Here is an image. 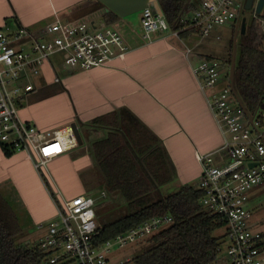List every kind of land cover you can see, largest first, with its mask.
I'll return each mask as SVG.
<instances>
[{
  "label": "built area",
  "instance_id": "1",
  "mask_svg": "<svg viewBox=\"0 0 264 264\" xmlns=\"http://www.w3.org/2000/svg\"><path fill=\"white\" fill-rule=\"evenodd\" d=\"M246 1L199 0L183 18V30L204 36L218 24L234 26L240 23L242 11L247 9ZM258 2L252 0L250 9L264 33V16L259 14L261 10L256 11ZM140 12L145 37L151 31L168 28L163 13L151 4ZM94 20L92 15L54 20L44 25L48 38L39 37L24 27L7 33L0 26V145L24 151L44 176L52 158L78 146L76 126L43 130L20 118L19 100L34 87L27 78L38 74L42 63L54 52L62 53L65 67L83 69L105 65L114 57L124 56L129 45L121 31L113 24L95 25ZM172 31L178 34L177 30ZM28 41L31 45L26 48ZM185 51L189 53L191 49L186 47ZM221 63L218 57L202 56L193 66L221 134L216 148L195 153L200 163L195 187L202 191L199 199L202 207L224 227L219 251L221 242H225L226 264H264L263 232L252 228L247 207L253 188L264 183V95L256 109L248 110L244 104L243 109L229 86V78L225 77V83L218 86ZM21 80L24 82L20 84ZM51 194L56 218L44 226L38 240L51 264H117L108 257L113 247L145 240L172 219L170 215L152 216L130 230L97 243L95 198L85 193L67 197L58 190ZM119 261L118 264H123Z\"/></svg>",
  "mask_w": 264,
  "mask_h": 264
},
{
  "label": "crops",
  "instance_id": "2",
  "mask_svg": "<svg viewBox=\"0 0 264 264\" xmlns=\"http://www.w3.org/2000/svg\"><path fill=\"white\" fill-rule=\"evenodd\" d=\"M198 2L192 0L195 6ZM104 8L97 0H0V26L7 33L24 27L48 38L44 25L58 19L92 15L95 25L106 24L101 18ZM140 15L139 10L110 23L129 45L123 57L88 69L68 68L63 65L62 53L54 52L42 63L38 74L27 78L34 87L19 100L20 118L43 130L76 126L78 146L47 163L53 168V173L48 168L44 171L51 191L58 190L67 197L85 192L81 186L80 192L64 193L57 181V169L71 167L79 172L90 166L89 144L104 137L109 129L91 124L90 119L121 107L129 109L158 137L172 167V185H194L200 173L195 153L220 144V131L193 70L200 57H216L214 50L204 45L193 30L182 37L164 28L145 37ZM30 45L29 41L25 43L26 48ZM186 47L191 49L189 53ZM55 165L60 167L56 169ZM0 191L12 198L10 205L20 225L21 220L26 224L21 228H33L39 237L44 226L56 218L53 196L22 150L7 156L0 145Z\"/></svg>",
  "mask_w": 264,
  "mask_h": 264
},
{
  "label": "trees",
  "instance_id": "3",
  "mask_svg": "<svg viewBox=\"0 0 264 264\" xmlns=\"http://www.w3.org/2000/svg\"><path fill=\"white\" fill-rule=\"evenodd\" d=\"M157 2L168 29L177 30L182 37L193 32L183 30V18L195 7L192 0ZM119 17L111 9L101 14L106 24ZM232 39L231 36L229 54L223 63L228 64L226 78H229ZM233 84L248 110L261 105L264 95V33L254 18L245 21V31L239 32L236 40ZM89 122L109 128L107 134L92 141L87 150L93 165L103 175L102 180L110 190L120 192L128 209L124 215L98 225L96 242L130 230L152 216L170 215L169 224L148 236L145 248L128 264H220L217 257L221 235L216 236L213 232L222 223L200 204L202 191L187 183L166 194L158 190L160 185L171 180L158 137L125 107L95 116ZM2 150L7 156L15 152L7 146H2ZM42 178L51 192L43 174ZM21 230L13 207L0 191V264H51L38 243L30 245L16 241ZM262 234L264 236V232Z\"/></svg>",
  "mask_w": 264,
  "mask_h": 264
},
{
  "label": "rangeland",
  "instance_id": "4",
  "mask_svg": "<svg viewBox=\"0 0 264 264\" xmlns=\"http://www.w3.org/2000/svg\"><path fill=\"white\" fill-rule=\"evenodd\" d=\"M259 14L264 16V5ZM252 15V10L250 8L242 11V16L246 17L247 22L251 20ZM233 30L234 26L231 23H223L216 25L212 29L210 34L200 36L203 44L211 47L217 55L216 57H218L222 62V76L219 79V84H223L226 81L224 80L225 76H223V72L227 71L228 64L227 62L225 64L223 63L225 62L224 60H226L229 54L230 38L231 36L233 37ZM238 35L239 29L237 30L236 40L238 38ZM163 155L164 157H162V159L164 158L166 162V171H170V175L172 176L171 164L168 161V157L164 153ZM55 166L56 169L57 167H60L57 165ZM47 168L53 173V168L51 165L46 166V171ZM57 174L58 184L59 186H61V189L64 193L74 192L75 190H78V192H80L82 186L84 187L85 192L81 193H85L86 195H90L95 198L94 209L97 225H102L103 223L118 218L128 212L127 206L120 192L112 191L108 188L105 181L102 180V178H104L103 175H101L99 169L93 165V162L86 169L80 170L79 172H74L71 167H62L60 169H57ZM196 183L194 184V186L196 185ZM178 187H180L179 184L174 183L172 185V182H168L163 186L160 185L158 190L160 191V193L166 194L170 191L176 190ZM101 190H103V193L100 192ZM8 196L12 197L11 195ZM6 199L10 204L11 202H13L12 198ZM16 207L18 208L17 205ZM247 207L251 213L249 223H251L252 228L257 231L264 232V183L253 188L252 193L248 198ZM21 222L22 227L26 225L23 220H21ZM168 224L169 222H164L161 225V228ZM223 231L224 227L220 226L214 230L213 234L219 236L223 233ZM15 239L18 243L28 242L30 245H34L35 243H38L39 235L33 228H22L20 234H18ZM145 246L146 241L138 239L131 243H128L123 247H113L111 252L108 254V257L111 260H114L117 264L120 262L119 260H121L123 264H128V260L141 252L145 248ZM221 247L222 249L219 251L217 262L220 264H226L227 257L225 254V242H221Z\"/></svg>",
  "mask_w": 264,
  "mask_h": 264
},
{
  "label": "water",
  "instance_id": "5",
  "mask_svg": "<svg viewBox=\"0 0 264 264\" xmlns=\"http://www.w3.org/2000/svg\"><path fill=\"white\" fill-rule=\"evenodd\" d=\"M106 7V9H111L115 11L120 16H125L127 14L139 11L146 7L148 4H151L159 13H162L161 8L157 2V0H100ZM264 0H259L256 11L259 12L262 8ZM252 5V0H247L245 3V8H250ZM104 8V10H106ZM245 21L246 17L243 16L240 20V23L236 22L234 25V32H233V39H232V50H231V61L229 66V86L233 94L235 95L236 100L238 101L239 105L244 109L243 103L237 92L234 88L233 84V67H234V57H235V47H236V36L237 30L239 29L240 33L245 31Z\"/></svg>",
  "mask_w": 264,
  "mask_h": 264
}]
</instances>
